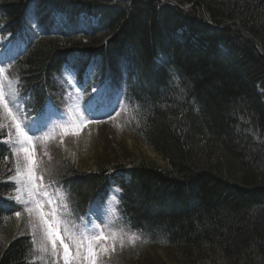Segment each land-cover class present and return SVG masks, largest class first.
<instances>
[{"label":"trees","instance_id":"1","mask_svg":"<svg viewBox=\"0 0 264 264\" xmlns=\"http://www.w3.org/2000/svg\"><path fill=\"white\" fill-rule=\"evenodd\" d=\"M81 16L97 25L82 30ZM29 23L41 34L11 68L26 108L62 107L54 79L69 60L78 81L96 61L101 81L122 82L123 59L128 133L163 162L109 148L81 169L64 155L54 179L74 215L111 179L156 263L264 264V0H0L2 33ZM4 137L0 264H28L25 216L2 200L14 171Z\"/></svg>","mask_w":264,"mask_h":264},{"label":"snow or ice","instance_id":"2","mask_svg":"<svg viewBox=\"0 0 264 264\" xmlns=\"http://www.w3.org/2000/svg\"><path fill=\"white\" fill-rule=\"evenodd\" d=\"M6 73L7 70L0 66V121L7 118L15 129L14 137H12L11 132L9 133V136L12 137L9 142L18 145L11 153L15 157V176L12 179L16 187L13 198L17 202H23L26 206L25 211L30 217L35 218V222L31 225L34 230V243L36 231L39 229L41 233L40 252H47L50 245L51 254L62 259L63 264H101L100 256L109 251L107 242L109 240L113 242L114 250L115 241L118 238L123 245V236L117 231H112L110 235H106L98 225L91 222L75 224L71 220L72 213L69 204L66 202L63 203L64 214H61L58 208L54 206V198L45 190L46 186L42 182L43 176L37 175L40 161L37 157L35 141L47 140L48 136L45 135L43 138L36 136V131L40 129L37 128L36 131H33L34 124H26L21 121L15 97L9 96L5 91L6 82L7 87L13 93L16 92L14 82L8 78ZM16 82H19L18 78ZM81 120L82 123L72 127V135H78L80 128L90 122H99L89 121L83 117ZM4 127L5 125L0 123V129ZM68 131V129H64V134L67 135ZM25 194L28 197L26 200L23 199ZM55 195L59 196L62 202L65 201L66 194L62 191L58 190ZM20 215V212L16 213L18 218ZM61 225H63V231H61ZM107 227L109 225L105 224V228ZM139 238L133 233L128 236V241L134 243Z\"/></svg>","mask_w":264,"mask_h":264},{"label":"rangeland","instance_id":"3","mask_svg":"<svg viewBox=\"0 0 264 264\" xmlns=\"http://www.w3.org/2000/svg\"><path fill=\"white\" fill-rule=\"evenodd\" d=\"M81 20V26L85 27V23H89L91 19H80ZM79 20V21H80ZM95 22V21H93ZM92 23V22H91ZM4 38L0 36V49H2V44L4 42ZM4 52H0V66L4 67L6 70V63L4 61ZM9 71H7V76L10 80L14 82V87L16 89V92H12L11 89L7 87V83L5 82V91L8 93L9 96H14L15 97V103L18 105L19 108V116L20 119L23 123L27 124V121L25 120L23 116V110L21 108V104L19 103L18 96L19 92L17 89V82L14 78L9 76ZM95 91L94 93L97 94L100 91V88H94ZM93 89V90H94ZM11 106V105H10ZM72 116L66 118L63 120L64 123V129H68L67 135H64V139L70 138L68 140L67 144L65 142V148H67V151H65V156L69 159L68 161L72 162L79 168L83 169H90L92 168L91 166L97 162L98 160H103L107 159V154L109 148H114L116 154L118 155L119 149L122 151L125 150L126 152L132 153V154H142L146 157H153L155 161L160 162L161 160L156 157V155L152 154L140 141L136 140L135 137L130 135L129 133L126 132V129L120 126L116 125H110V126H104V125H95L93 126L92 123H88L86 126L81 127L79 134L78 135H72L71 129L75 124H80L82 123L81 117L84 119L89 120V118L85 117L83 115V111H79L77 113V109L74 112ZM0 123H3L5 127L3 129H0V132L2 131L4 134H6V137L4 139V143L6 146L10 149V152L14 150L15 147H18V145H15L14 143L9 142L12 137L15 135V129L12 127L11 122L7 120V118H4ZM34 124V123H32ZM35 127L33 128V131L38 128L36 124H34ZM11 132L12 137L9 136V133ZM38 132V131H36ZM38 151H40L41 156L43 159H45V162L48 163L51 160V155L53 153L52 148L50 147V142H43L41 143ZM14 159V168H15V157ZM161 164L163 162L161 161ZM15 176V170L13 172V175L10 177L9 182L14 185V189L16 187V184L14 183V180L12 177ZM112 191L115 189H111ZM15 195L14 190L12 191L11 194V199L14 200L17 204H19L22 207L23 214H24V222L26 224V227L29 231V236L32 241V252L29 257L28 264H63L62 259H58L57 257H54L51 254V247L50 245L48 246V251L47 252H40L39 251V244H40V236L41 233L39 229L36 231V236H35V243H34V235H33V228H32V223L35 222L34 217H30L29 214L25 211V204L23 202H17L13 198ZM23 199H28L27 195L25 194ZM55 205L57 203L56 197H54ZM113 202V200L109 199L108 204ZM107 201L105 199H100L97 202L98 207H103ZM54 205V206H55ZM30 206V205H29ZM90 217L93 220V223L98 225L101 230L105 232L106 235H109L105 225L102 223V218L106 216V213L104 212H99L93 210L90 211ZM102 217H101V216ZM15 226L17 228L20 226V223H15ZM61 231H63V227L61 225ZM123 245H125L123 243ZM120 242L115 243L114 250H113V242L108 243V249L109 252L112 253L111 257L113 260V264L117 263V261L122 258H126L128 262H130V257H124V248L122 247ZM126 245L129 246L130 249H134L137 247V240L134 243H129L128 239L126 241ZM128 248V249H129ZM154 249L148 248L147 251L144 253H141L140 250H138L135 254L136 260L132 259L133 264H158L156 261L153 260L154 256ZM171 252V251H170ZM166 252L161 253L163 257H168L169 255L164 254ZM160 254V253H159ZM169 259V257H168ZM170 261H173V259H170ZM136 262V263H135Z\"/></svg>","mask_w":264,"mask_h":264},{"label":"bare ground","instance_id":"4","mask_svg":"<svg viewBox=\"0 0 264 264\" xmlns=\"http://www.w3.org/2000/svg\"><path fill=\"white\" fill-rule=\"evenodd\" d=\"M46 14H47V15H46L45 18H46V20H47L48 17L50 18L51 15H50V12H49V13L47 12ZM48 24H49V23H48ZM120 57H121V59H122V56H120ZM122 60H123V59H122ZM122 60H121V63H120L119 61L117 62V65L120 66V67H118V69H119V68H120V69H123V67H124V65H123V61H124V60H123V61H122ZM110 68H111V70H113V67H112V66H110Z\"/></svg>","mask_w":264,"mask_h":264}]
</instances>
